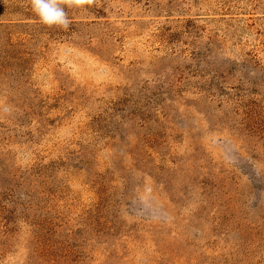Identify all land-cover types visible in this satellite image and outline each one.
Here are the masks:
<instances>
[{
    "label": "rangeland",
    "instance_id": "rangeland-1",
    "mask_svg": "<svg viewBox=\"0 0 264 264\" xmlns=\"http://www.w3.org/2000/svg\"><path fill=\"white\" fill-rule=\"evenodd\" d=\"M0 0V264H264V0Z\"/></svg>",
    "mask_w": 264,
    "mask_h": 264
},
{
    "label": "clouds",
    "instance_id": "clouds-1",
    "mask_svg": "<svg viewBox=\"0 0 264 264\" xmlns=\"http://www.w3.org/2000/svg\"><path fill=\"white\" fill-rule=\"evenodd\" d=\"M95 0H29L31 11L45 27L67 30L70 20L66 9L87 11Z\"/></svg>",
    "mask_w": 264,
    "mask_h": 264
}]
</instances>
